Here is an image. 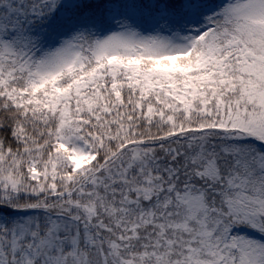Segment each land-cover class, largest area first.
Listing matches in <instances>:
<instances>
[{
    "label": "snow or ice",
    "instance_id": "snow-or-ice-1",
    "mask_svg": "<svg viewBox=\"0 0 264 264\" xmlns=\"http://www.w3.org/2000/svg\"><path fill=\"white\" fill-rule=\"evenodd\" d=\"M0 264H264V0H0Z\"/></svg>",
    "mask_w": 264,
    "mask_h": 264
}]
</instances>
